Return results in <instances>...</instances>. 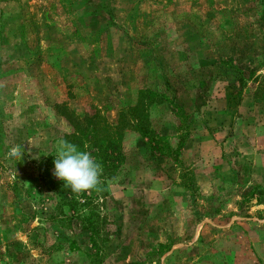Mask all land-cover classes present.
Returning <instances> with one entry per match:
<instances>
[{
	"label": "rangeland",
	"instance_id": "374dc122",
	"mask_svg": "<svg viewBox=\"0 0 264 264\" xmlns=\"http://www.w3.org/2000/svg\"><path fill=\"white\" fill-rule=\"evenodd\" d=\"M255 85L264 90V0H0V264H264ZM145 87L164 95L150 126L172 148L183 136L176 159L128 127L101 261L36 246L54 238L38 161L68 129L52 102L77 113L92 103L114 124ZM17 145L22 158H9Z\"/></svg>",
	"mask_w": 264,
	"mask_h": 264
},
{
	"label": "trees",
	"instance_id": "16d2710c",
	"mask_svg": "<svg viewBox=\"0 0 264 264\" xmlns=\"http://www.w3.org/2000/svg\"><path fill=\"white\" fill-rule=\"evenodd\" d=\"M225 68L231 69L235 80L243 83V72L231 64V60L221 59ZM251 82L257 81V76H251ZM253 94L261 95L264 101V90L255 85ZM70 95V91L67 92ZM240 89L237 91V95ZM164 97L161 92L145 87L138 91L134 104L117 112L116 121L110 124L97 106L89 103L87 109L77 113L67 103L52 102L51 108L55 116L61 118L68 129L59 133L53 141L68 140L76 144L81 151L90 152L92 157L102 165L103 172L99 191L93 189L79 194L64 187V181L53 175L54 159L57 147L41 156L35 174L37 190L44 194L48 201V209L41 208L45 224L53 232L52 242L38 235L34 244L44 251L53 249L66 251L84 250L92 262L102 259L108 241L107 220V183L115 180L121 172L125 153L121 140L124 130L132 128L140 136L146 138L149 149L158 155L168 154L176 159L177 148L182 144L183 136L177 137L176 147L172 148L150 126L147 110L151 104ZM44 245V246H43Z\"/></svg>",
	"mask_w": 264,
	"mask_h": 264
},
{
	"label": "clouds",
	"instance_id": "9594fccd",
	"mask_svg": "<svg viewBox=\"0 0 264 264\" xmlns=\"http://www.w3.org/2000/svg\"><path fill=\"white\" fill-rule=\"evenodd\" d=\"M20 147L12 146L7 156L22 158ZM103 167L90 152L79 150L78 146L68 140L60 139L57 144V154L54 159L53 175L64 181V187L73 193L99 191Z\"/></svg>",
	"mask_w": 264,
	"mask_h": 264
}]
</instances>
